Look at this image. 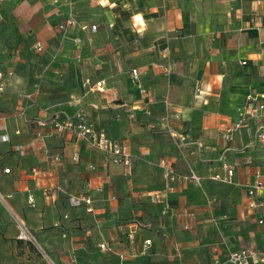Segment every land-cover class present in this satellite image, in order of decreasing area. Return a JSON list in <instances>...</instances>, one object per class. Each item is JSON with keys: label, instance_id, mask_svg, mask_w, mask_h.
I'll return each instance as SVG.
<instances>
[{"label": "crops", "instance_id": "crops-1", "mask_svg": "<svg viewBox=\"0 0 264 264\" xmlns=\"http://www.w3.org/2000/svg\"><path fill=\"white\" fill-rule=\"evenodd\" d=\"M70 1L77 23L64 35L57 27L66 7L2 0L0 264H47L17 240L13 214L55 264H206L261 251L264 212L249 210L247 189L264 173L257 120L248 117L233 141L224 135L240 123L248 95L264 94V0ZM88 80L104 91H90ZM79 114L95 133L127 142L131 168L49 125ZM161 161L193 170L201 184L165 192ZM223 164L234 172L230 183L214 179L227 177ZM83 195L92 214L70 206ZM255 201L264 202V190Z\"/></svg>", "mask_w": 264, "mask_h": 264}, {"label": "built area", "instance_id": "built-area-1", "mask_svg": "<svg viewBox=\"0 0 264 264\" xmlns=\"http://www.w3.org/2000/svg\"><path fill=\"white\" fill-rule=\"evenodd\" d=\"M51 4L54 6H64L67 8L66 18L58 25L57 29L62 33L66 34L67 31L76 25V19L72 11V3L70 0H51ZM1 5L2 0H0V25L2 23L1 15ZM86 29V28H85ZM92 31H96V28H92ZM80 43L79 40H77ZM35 50L37 52L42 51L41 45H36ZM243 66L247 65V62L241 63ZM131 76L133 80L138 83L139 88V78L140 73L138 70L134 69L131 71ZM6 75L3 72H0V94L5 93L7 90V80ZM86 85L90 88V91L103 92L105 88L104 82H99L95 85H92L88 80ZM142 93H146L145 90H142ZM26 99H30V96H22ZM197 99L201 98V93L196 96ZM248 117H253L257 120V125L255 128V140L257 145L261 148L264 154V94H253L248 95L246 100L245 112L241 114V121L234 128L228 130L224 135V138L228 141L234 140V133L241 129V125ZM170 116L167 115L163 118L162 122L166 125L168 123ZM40 125L46 126L45 122H41ZM49 125L56 135H63L65 133H71L76 136L78 139L86 140L92 142V144L99 150L103 151L106 154L105 162L114 163L118 165H123L124 167L131 168L132 159L129 152V147L127 142H112L105 138L102 134H97L94 132L92 125L88 122L86 117L83 114H79L76 118L61 120L59 117H52L49 120ZM168 129H170L167 126ZM170 131V130H169ZM17 152L21 156L24 155V151L21 148H17ZM78 159L77 157L75 158ZM59 160V159H57ZM160 167L162 169V177L166 183L165 192H167L172 183H181V182H193L196 185H200L202 179L197 175L196 172L190 170L187 174H180L173 168H169L166 165L165 161L160 162ZM223 171L227 173V177L223 178L220 175L214 177L215 180L230 183L231 178L234 175L233 170L229 165L223 164ZM94 170V167H90ZM6 173H9L10 170H5ZM264 173H257L256 180L253 184L248 185V195L250 199L249 210H262L264 212V202H257L255 198L257 197L260 190H264ZM29 205L34 207L35 200L33 197L29 199ZM70 206L81 207L85 206L86 211L90 214L94 212L93 210V200L88 196H79L70 199ZM14 222L18 228L17 240L23 242L33 248L38 256L44 260L47 264H55L54 260L50 254L42 247L36 234L30 230L26 223L21 220L18 216L13 214ZM259 224L264 226V217L259 220ZM130 239H134V233L131 234ZM151 241H146L144 248L145 250L151 246ZM101 250H109L108 245H102ZM145 254V252H143ZM264 264V247L261 251H251L248 249H241L238 251H229L226 257L225 262L220 261L219 259L213 260L206 264Z\"/></svg>", "mask_w": 264, "mask_h": 264}]
</instances>
